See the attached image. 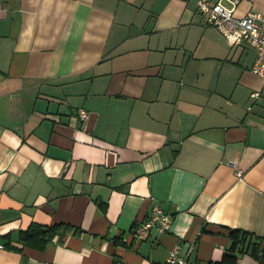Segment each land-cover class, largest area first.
<instances>
[{
    "label": "crops",
    "instance_id": "obj_1",
    "mask_svg": "<svg viewBox=\"0 0 264 264\" xmlns=\"http://www.w3.org/2000/svg\"><path fill=\"white\" fill-rule=\"evenodd\" d=\"M255 57L196 0H0V264H262L230 236L264 235ZM154 204L170 228L136 243ZM31 222L82 231L37 250Z\"/></svg>",
    "mask_w": 264,
    "mask_h": 264
},
{
    "label": "built area",
    "instance_id": "obj_2",
    "mask_svg": "<svg viewBox=\"0 0 264 264\" xmlns=\"http://www.w3.org/2000/svg\"><path fill=\"white\" fill-rule=\"evenodd\" d=\"M240 0H231V6L225 5L221 0H196L198 10L206 18L208 26L215 27L227 39H243L256 53L251 71L262 81L264 89V14L258 11H248L243 16L234 14V6ZM79 116L86 118L87 113L78 109ZM172 216L160 204H154L147 218L138 222L131 232L132 240L136 243L143 241L151 229L157 235L169 230ZM0 242V251L4 249ZM167 261L171 264L189 263L187 255L180 252L179 247L169 249Z\"/></svg>",
    "mask_w": 264,
    "mask_h": 264
},
{
    "label": "trees",
    "instance_id": "obj_3",
    "mask_svg": "<svg viewBox=\"0 0 264 264\" xmlns=\"http://www.w3.org/2000/svg\"><path fill=\"white\" fill-rule=\"evenodd\" d=\"M81 231L82 229L80 227L66 222H58L50 225L31 222L26 228L18 230L17 242L21 246L42 250L54 237H57V241H61L62 237L67 233L72 232L78 234ZM230 236L232 238V249L236 248L242 253H250L264 264V235H257L242 229H232ZM115 263L116 260L113 259V264Z\"/></svg>",
    "mask_w": 264,
    "mask_h": 264
},
{
    "label": "rangeland",
    "instance_id": "obj_4",
    "mask_svg": "<svg viewBox=\"0 0 264 264\" xmlns=\"http://www.w3.org/2000/svg\"><path fill=\"white\" fill-rule=\"evenodd\" d=\"M247 51L251 52L250 50H247Z\"/></svg>",
    "mask_w": 264,
    "mask_h": 264
}]
</instances>
